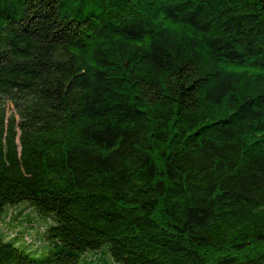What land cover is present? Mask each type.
Segmentation results:
<instances>
[{"label":"trees","instance_id":"trees-1","mask_svg":"<svg viewBox=\"0 0 264 264\" xmlns=\"http://www.w3.org/2000/svg\"><path fill=\"white\" fill-rule=\"evenodd\" d=\"M0 264H264V0H0Z\"/></svg>","mask_w":264,"mask_h":264},{"label":"rangeland","instance_id":"rangeland-1","mask_svg":"<svg viewBox=\"0 0 264 264\" xmlns=\"http://www.w3.org/2000/svg\"><path fill=\"white\" fill-rule=\"evenodd\" d=\"M27 201H22L16 207H10L7 211L6 220L11 221L14 224L12 232H16L20 239H22V247L30 253L32 257L39 258L43 257L48 253V250L51 248V243L46 240V234L44 233V228L50 226L49 219L45 215L34 212L32 207ZM23 217V218H22ZM11 222H4V226L9 229ZM6 231V229L4 228ZM8 231V230H7ZM6 231V232H7ZM11 231V230H10ZM10 234V232H8ZM27 234L34 240V243H29L24 240V235ZM26 238V237H25ZM38 240L41 241V244L38 245ZM47 243V244H46ZM90 257V255H89Z\"/></svg>","mask_w":264,"mask_h":264}]
</instances>
